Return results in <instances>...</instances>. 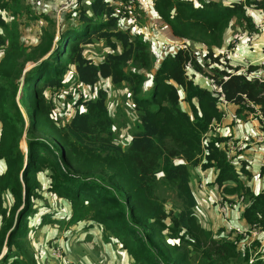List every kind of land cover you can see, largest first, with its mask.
<instances>
[{
  "label": "trees",
  "instance_id": "obj_1",
  "mask_svg": "<svg viewBox=\"0 0 264 264\" xmlns=\"http://www.w3.org/2000/svg\"><path fill=\"white\" fill-rule=\"evenodd\" d=\"M251 6L264 8V0H155L158 25L174 41L156 39L163 44L152 50L132 28L143 13L134 9L123 19L116 0H75L63 21L65 11L38 14L23 0H0V264L53 260L51 247L58 242L36 251L28 236L27 219L42 206L36 198L42 197L44 170L47 190L69 204L62 223L101 226L104 239H115L132 264H264V249L256 252L264 241V187L250 188L248 161L241 158L245 148H233L237 140L216 129L225 118H251L258 126L264 118V62L233 63L220 49L234 21L258 32L246 12ZM24 15L45 23L29 45L20 30ZM99 41L107 47L102 58L85 55V47ZM167 43L184 46L162 49ZM157 50L162 56L155 58ZM67 71L92 94L77 98L69 120L57 123L52 97L66 88ZM199 73L221 88L225 106L207 79V86L194 80ZM103 80L127 86L136 124L124 144L115 140ZM259 128L264 143V125ZM197 166L215 170L212 182L225 204L242 199L246 230L257 231L250 248L225 232L224 223L214 232L200 221L190 178ZM41 220L58 223L48 214Z\"/></svg>",
  "mask_w": 264,
  "mask_h": 264
},
{
  "label": "rangeland",
  "instance_id": "obj_2",
  "mask_svg": "<svg viewBox=\"0 0 264 264\" xmlns=\"http://www.w3.org/2000/svg\"><path fill=\"white\" fill-rule=\"evenodd\" d=\"M43 0V1H35V0H23V3L26 4L28 6L29 10H37L34 13H42L41 10L38 9H48V8H55V6L58 7V0ZM27 9V8H26ZM65 11V13L63 14L64 16L62 17L63 21L65 19V14L70 12V11H66L65 9H61L58 10V14ZM247 11H251V9H247ZM145 15V14H144ZM143 14H140L138 16H135L136 19L134 20L135 24L133 23L132 28L134 29V32H136L135 30H138V33H140L144 39L148 40L151 43V49L154 50L156 48L159 49L160 46L163 44L159 43V44H155V38H151L150 36L152 34L156 35L158 34V32L156 30H154L151 26V22H153L151 17L148 16H144ZM20 30H21V35L24 39V41L26 42V44H33L36 42V38L37 35L40 34V31L44 28L42 25H44V21H43V17H38V19L36 18H29L26 17L25 15L20 17ZM234 21V19H233ZM61 23V22H60ZM59 23V24H60ZM58 23L56 24V27L58 28L59 26L62 25H66V20L59 25ZM232 24V22H231ZM236 24V21H234V25L232 27H227L226 28V34H225V38L227 37H234L235 42L238 44L237 47V51L239 53V56L235 58L233 63H243V60L245 58H248L250 56H252L253 54L248 53L245 49L241 48L243 47V45H246L247 48H252L249 47L248 42L251 40V43L253 42V37L252 39H248L247 37L249 36V33L246 35V42L245 44H243V35L242 33H240V30L238 28ZM160 26V25H159ZM235 26V27H234ZM261 27L264 28V23L261 24ZM164 26H161V32L164 34ZM145 34H144V33ZM58 35V31H56V37ZM56 40V38H55ZM152 40V42L150 41ZM226 41V39L224 40V42ZM148 42V44H149ZM155 44V45H154ZM150 46V44H149ZM231 47L232 44L228 46V48L226 49V46H224V50H227V52L231 51ZM3 48H0V57L3 55ZM107 50V47H105L104 43L102 41L99 42H95L92 45H88L85 47V55L92 57L94 60H99L102 58L103 54L105 53V51ZM197 50V48H196ZM151 51V50H150ZM152 52V51H151ZM198 52V50H197ZM156 54H153V56L155 58L161 57V53L160 50L155 51ZM160 53V54H159ZM256 62H260V61H256ZM30 67V64L27 65L26 68ZM204 71L209 73V69L207 67L204 68ZM202 77H205V75H203L202 73H199ZM198 76V74H197ZM198 79H200V81H202V79L198 76ZM73 75L70 71H67L65 73L64 76V81L67 83V86L65 89L61 90L59 92V96H55L52 97L53 100V113L52 116L53 118L56 120L57 123H66L69 118L71 117V115L73 114L75 108L73 105L74 101L79 98L81 95L83 96L82 98L85 100V98L89 97L90 94H92V91L83 85H78V84H74L73 83ZM205 85H207V82L202 81ZM78 85V86H77ZM100 86L104 87L107 90L108 96H107V106L109 109V112L111 114V116L115 117V121L116 124H114L115 127V135L116 138L115 140L121 144H124L125 139L130 135L131 130H133L136 124L133 112L131 110V102H130V98H129V93L127 91V86L126 84L124 85H118V86H113L108 80H103L99 83ZM98 85V86H99ZM38 86L36 85V88ZM37 90V89H36ZM49 92V94H48ZM50 90H47L46 93L44 95H49L50 96ZM54 98V99H53ZM82 109V108H81ZM260 139L262 138V136L259 137ZM260 146V145H258ZM20 147L23 151L26 150V145L24 140L21 141L20 143ZM95 162H97V160H91L89 161V163L95 164ZM87 163V162H85ZM108 174V173H106ZM39 179H40V183H41V187L40 190L42 192V197L41 198H36L37 202L40 204H42V206H40L38 208V212L35 214H31V216L28 217L27 219V224L28 226H30L32 229H30V232L28 233V236L30 238V244H34L33 241L37 240L36 237V233L39 231L40 228H48V229H54L55 232H53L55 234V236L53 237L54 239L52 240H47V238L45 239V245L49 244V241H53V242H58V244H60V249L63 251V255L66 258L71 257L72 258V264H125V261H123L126 258V252L121 250L119 244L115 241V239H110L105 240L104 237L106 235V232L104 231V229L101 226H98L97 224L92 225L94 231L97 232H92L90 229L85 230L84 232H81L82 235H79V239H83L85 236L89 235L90 239L89 241L93 244V245H97L99 248H101V252H103V254H97V256L91 257V256H85V255H80V254H76L77 252H79L78 250L74 249L71 250V247H75V246H71L70 244H73L74 242H76V238L74 235H72L71 231H66L65 230H74L77 231L78 227L82 228V225H85L84 223L80 224L81 226L75 227L74 224H71V226H65L62 221L63 219L66 220L65 218V214H67L69 212V204L68 202L64 199V198H59L57 197L55 194L49 192L47 189L48 186V176H47V172L46 170L42 171L39 174ZM37 204V203H36ZM172 206L169 202H167L166 207ZM227 206V205H226ZM242 206V204H241ZM44 214H48L49 217L51 219L54 220H58V223H54L53 221H42L41 220V215ZM210 219L212 218L211 215ZM211 221V220H210ZM66 227H68L66 229ZM85 227H87L85 225ZM84 228V227H83ZM41 231H44L43 229ZM65 235V237L68 240V243H64L63 241L60 242L59 239V235L63 234ZM67 233V234H66ZM87 234V235H86ZM88 236V237H89ZM64 237V240L66 239ZM80 243L82 242L81 240H79ZM85 242V241H83ZM103 242L108 245V247L104 248ZM98 248V249H99ZM104 248V249H102ZM111 248L109 251L108 249ZM5 251V248L2 249V252ZM1 252L0 257L3 255ZM48 252V248L46 250V255ZM37 255L40 256L39 252L37 253ZM43 257V256H42ZM52 257V256H51ZM128 257V256H127ZM43 259V258H42ZM52 262L53 264H56V260L54 259V257H52ZM70 259V258H69ZM115 259V260H114ZM39 262L42 263L43 260H40L38 258ZM51 258H46L44 263L42 264H49L51 263Z\"/></svg>",
  "mask_w": 264,
  "mask_h": 264
},
{
  "label": "crops",
  "instance_id": "obj_3",
  "mask_svg": "<svg viewBox=\"0 0 264 264\" xmlns=\"http://www.w3.org/2000/svg\"><path fill=\"white\" fill-rule=\"evenodd\" d=\"M52 1V0H49ZM48 1V2H49ZM58 6L63 3V0H58ZM58 12V7L55 6V8H48L45 10L39 9L42 11V13H51L52 11L56 10ZM247 9H251V11H247ZM246 12L247 14L250 16L251 21L255 24V27L258 29V32H248L247 30L243 29V28H238L240 30V33H242L244 39H243V44H245L246 40V35L249 33V35H253V42H252V48H247L246 45H243V49H245L248 53L253 54L252 56L248 58H245V60L256 63V61H263L264 60V52H263V46H264V28H262L260 26L261 23H264V8H255L253 6L251 7H247L246 8ZM41 13V14H42ZM39 14V13H38ZM0 15L1 16H5L4 12L0 11ZM154 18V21L156 22V24H158V20L157 18L154 16H152ZM134 21V20H133ZM135 24V22H133ZM164 34L161 32H158V34L154 35L152 34L150 37L151 38H155L156 39H160V41L162 40H172L171 36H170V31L168 30L167 27H164ZM0 32H1V28H0ZM144 33V32H143ZM145 34V33H144ZM174 41V40H172ZM171 42V41H170ZM198 50V52H200L201 47H199V45L195 46ZM223 47V48H222ZM220 49L224 50V45L222 46ZM215 49V48H214ZM220 49H216V50H220ZM244 63V62H243ZM241 63V64H243ZM199 75V74H198ZM262 76H264V68L262 70ZM202 79V81H205L204 78L200 77ZM194 80L196 82H198L201 85H205L202 81H200L198 79L197 74H195L194 76ZM206 82V81H205ZM207 86V85H205ZM231 106V105H230ZM231 109L233 110V107H231ZM221 125L217 126L216 129L219 131V133L221 135L227 136L230 135L231 139L234 138V140L238 141L241 140L244 136L248 135L250 136L252 139H260L259 137L262 136V132L259 129L258 125L256 124V122L254 120H252L251 118L245 119V120H238L235 123H231L230 121H228L227 118L222 119L221 120ZM230 123V124H229ZM228 124V125H225ZM125 143V141H124ZM260 145V146H258ZM243 155H241V158H245L248 161L247 164V168L249 169L250 172V179L247 181L246 183L248 185H250V188L255 191L258 192L260 191L263 187H264V176L260 175V170H261V166L264 165V143H260L258 142L257 144L253 145V146H249L247 147L244 151L241 152ZM5 170V163L3 160L0 159V173L3 172ZM215 176V170L210 168V169H201L199 166L195 167L194 169H192L191 171V186L194 192V195L196 197L197 200V205L195 206V212L197 214V216L199 217L200 221L202 222V224L206 227L209 228L211 230H213L214 232H216L217 228L219 226H221L224 221L221 218V215L218 211L216 202L218 201V199L221 196H225L222 194V192L218 191V187L217 185L213 184V179ZM242 209L240 208L239 210H229L228 211V218L234 222L235 224H237L238 226H241L243 228L245 227V222L242 218ZM212 216V218L210 219V216ZM211 220V221H210ZM83 222H78L77 224H75V227L81 226L80 224H82ZM89 222H87L88 224ZM87 227H85V225H82L81 227H78L77 231L74 230H65L66 231H71L72 235L75 236L76 238V242H74L73 244H70L71 246H75V247H71V250H78L79 252H77L76 254H80V255H85V256H97V254H103V252H101V248H99L98 243L97 245H93L89 239L90 236L87 235L85 236L83 239H79V235H82L81 232H84L87 229H90L92 232H97L94 231L92 226H88L86 223H84ZM84 227V228H83ZM44 231H41V230ZM55 232L54 229H48V228H40L39 231L36 233V237L37 240L33 241L34 244H32V246L34 247V249L37 251L40 247L45 246V239L47 238V240H49L50 238L54 239L53 237L55 236V234L53 233ZM221 233V230L219 231ZM67 234V233H66ZM259 234L262 233H258ZM89 236V237H88ZM64 233L59 235V241L60 242H64V243H68L67 238L64 240ZM50 239V240H52ZM81 240L82 242L80 243ZM67 241V242H66ZM85 241V242H83ZM105 243L103 242V245ZM108 247V245H104V248ZM99 248V249H98ZM102 248V249H104ZM111 248L108 249V251ZM264 249V241L262 242V244H258L256 246V252L260 253L261 250ZM4 253V252H2ZM126 255V258L123 260L125 261V264H132V260L129 258V256ZM49 258V257H46ZM71 260L72 258L69 257ZM70 260V261H71ZM115 260V259H114ZM72 262V261H71ZM51 264V263H49ZM53 264V262H52ZM124 264V263H123Z\"/></svg>",
  "mask_w": 264,
  "mask_h": 264
},
{
  "label": "built area",
  "instance_id": "obj_4",
  "mask_svg": "<svg viewBox=\"0 0 264 264\" xmlns=\"http://www.w3.org/2000/svg\"><path fill=\"white\" fill-rule=\"evenodd\" d=\"M35 1H43V0H35ZM154 1L155 0H116V3L118 5L119 8V12H118V16L125 19L124 17H126V15H131L133 14V10L134 9H139L140 12H142L143 14H145L148 17H151L153 22H151V26L154 30L159 31L160 30V26L158 24H156V22L154 21L153 16V10H154ZM75 3V0H65L63 3H61L58 6V9H65L67 10L71 5H73ZM122 19V20H123ZM262 24V23H261ZM260 24V26H261ZM253 35H249L248 39H252ZM234 37H227L226 38V49L228 48L229 45L232 44L231 47V51L227 52V50H225L224 52V58L230 62H234L235 58L239 56L238 51L236 50L238 47V44L235 42ZM249 47H252V43L251 40L248 42ZM174 46L177 47H183L184 45L181 43H167L164 46H162V49H166L168 48H172ZM243 64H245L246 62H248L247 60H243ZM260 62H264L260 61ZM240 63V62H239ZM241 70H244L243 68H241ZM253 73H248V76H251ZM257 75V73L254 72V76ZM200 77H202L199 74ZM204 79L208 80V83L210 84V88L216 92H218L220 94V102L222 103V105H226V100L222 94L221 88L217 85H215L212 81V79H208L207 77H202ZM227 114H224L223 116H226ZM230 116L232 118H235V114L234 113H230ZM261 125H264V118H261V124H259L258 127H261ZM260 129V128H259ZM261 139H252L250 136L246 135L244 136L241 140L237 141L236 144L233 145V148H236L238 151H242L244 150V148L246 149L249 146H253L255 144H257L258 142L261 143ZM241 201L237 200L235 202H230L228 204H225L223 197L221 196L218 201L216 202L218 211L224 221V227H225V232H232L233 234H235L238 239L243 238L245 241V246H247L248 248L251 247V244L254 240V237L257 234V231L255 228H250L248 230H246L247 228H242L240 226H238L237 224L233 223L227 216L229 209L231 210H236L239 209L241 207ZM227 205V206H226ZM239 207V208H238ZM250 237V238H249ZM236 240L234 241V243L236 244ZM63 251L60 249V244H56L53 245L51 247V256L54 257V259L56 260V264H71L69 259L66 258L63 253Z\"/></svg>",
  "mask_w": 264,
  "mask_h": 264
},
{
  "label": "bare ground",
  "instance_id": "obj_5",
  "mask_svg": "<svg viewBox=\"0 0 264 264\" xmlns=\"http://www.w3.org/2000/svg\"><path fill=\"white\" fill-rule=\"evenodd\" d=\"M199 76V75H198ZM200 77V76H199Z\"/></svg>",
  "mask_w": 264,
  "mask_h": 264
},
{
  "label": "water",
  "instance_id": "obj_6",
  "mask_svg": "<svg viewBox=\"0 0 264 264\" xmlns=\"http://www.w3.org/2000/svg\"><path fill=\"white\" fill-rule=\"evenodd\" d=\"M2 254H4V253H2Z\"/></svg>",
  "mask_w": 264,
  "mask_h": 264
}]
</instances>
